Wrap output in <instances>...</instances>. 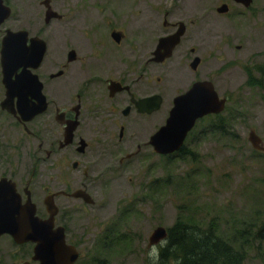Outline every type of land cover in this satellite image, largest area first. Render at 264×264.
<instances>
[{
    "label": "flooded vegetation",
    "instance_id": "obj_1",
    "mask_svg": "<svg viewBox=\"0 0 264 264\" xmlns=\"http://www.w3.org/2000/svg\"><path fill=\"white\" fill-rule=\"evenodd\" d=\"M164 1L154 7L146 3L128 19L122 0H1L9 15L0 21V212L16 202L23 211L31 203L35 216L47 220L50 197L56 207L51 230L62 229L65 244L79 253L67 238L79 210L70 202L94 205L110 182L106 175L113 164L142 163L144 152L169 159L190 151L186 139L206 121L222 133L223 112L196 120L176 152L162 155L151 144L175 100L194 84L210 82L226 105L228 97L214 85L223 78V65L209 68L220 62L223 21L250 9L252 0L248 7L238 0ZM47 8L52 16H46ZM31 10L34 16L28 15ZM132 21H146L147 30L141 32V25L139 32H128ZM171 37L177 41H167ZM4 41L11 46L8 66L2 62L3 57L7 61L1 53ZM36 245L2 234L0 264H40L34 259Z\"/></svg>",
    "mask_w": 264,
    "mask_h": 264
},
{
    "label": "rangeland",
    "instance_id": "obj_2",
    "mask_svg": "<svg viewBox=\"0 0 264 264\" xmlns=\"http://www.w3.org/2000/svg\"><path fill=\"white\" fill-rule=\"evenodd\" d=\"M122 1L127 5L128 19L132 13L139 14V7L146 3L154 7L165 2ZM176 1L173 0L175 5L180 4ZM206 1L213 4L216 0ZM111 2L118 4L120 0ZM165 5L168 4L162 6ZM28 15L34 16L33 10ZM236 15L231 13L223 21L224 46L221 56H216L220 62L209 68L215 70L223 65L219 70L223 78L214 85L219 95L228 97L220 116L225 122L223 128L231 136L218 134L206 121L185 141V147L195 154L194 159L188 155L161 159L144 152L142 163L134 160L123 166L113 164L111 173L106 175L110 182L96 196L94 205L70 202L75 205L74 210L79 208L72 215L67 233L79 251L78 264H90L93 259L103 264H152L148 257L152 246L148 245L153 230L167 229L181 217L202 228L210 225L224 238L231 237L244 224H253L247 235L236 240V246L247 238L245 264H264V230H260L264 224V153L253 150L247 140L250 130H254L264 144V102L262 92L246 84L245 70V66L253 69L264 64V0H252L250 9ZM144 22L141 28L140 22L132 21L135 26L128 32H139L140 28L145 32ZM5 24L10 25L9 21ZM237 45L241 48L237 49ZM209 52L204 53L208 61L212 59ZM42 199L36 194L41 207ZM70 209L68 206L66 210ZM123 209L129 210L126 221L119 219ZM111 227L127 233L132 240L118 253L101 245L104 230Z\"/></svg>",
    "mask_w": 264,
    "mask_h": 264
},
{
    "label": "water",
    "instance_id": "obj_3",
    "mask_svg": "<svg viewBox=\"0 0 264 264\" xmlns=\"http://www.w3.org/2000/svg\"><path fill=\"white\" fill-rule=\"evenodd\" d=\"M238 1L247 7L251 3V0ZM219 11L224 12V8ZM53 14L47 8L46 16L49 17ZM8 15V8L3 7L0 0V21H3ZM176 37L178 39V36ZM176 37L175 39L173 37L167 38V41L171 39L175 43L177 41ZM5 41L2 45L1 53L4 56L7 54V61L3 57L2 62L8 66L10 64L8 53L11 52V46ZM41 54L42 52H39L34 59L39 62ZM7 87L10 90L13 85H7ZM224 108L225 100L219 99L210 82L194 84L186 94L175 100L174 108L170 111L165 125L151 138V144L155 152L166 155L178 151L196 120L209 114H220L224 111ZM247 140L253 150L264 153V144L254 130H250ZM75 197L88 198V195L76 194ZM1 198L2 195L0 193ZM15 199L18 201V197H15ZM50 199V197L45 199V207L49 214L47 220H41L35 216V206L31 203H28V206L23 211L17 210L18 202H16L7 211L0 212V223L4 227V229L0 230V236L9 234L18 243L36 242L34 259L39 260L40 264H73L77 261L79 253L65 244L62 229H58L56 232L51 230L56 207ZM86 202L92 204L91 199ZM166 237V228L156 227L149 237L148 246L159 245V242Z\"/></svg>",
    "mask_w": 264,
    "mask_h": 264
},
{
    "label": "trees",
    "instance_id": "obj_4",
    "mask_svg": "<svg viewBox=\"0 0 264 264\" xmlns=\"http://www.w3.org/2000/svg\"><path fill=\"white\" fill-rule=\"evenodd\" d=\"M245 70L247 72L246 84L259 89L262 92L261 99L264 102V64L253 69L251 65L245 66ZM223 123L225 122L223 121ZM213 128L217 129L215 123H213ZM225 130L222 127V133L225 136H231ZM182 155H188L191 159L195 158V154L190 153V151H182L180 156ZM123 210L119 219L126 221L128 220L129 210ZM181 218L166 229L168 246L161 249L159 264H245L247 251L244 246L248 239L246 238L243 242H240L238 246H236V240L249 233L250 224H244L241 230L235 231L229 238H224L217 235L210 225L202 228L185 218L180 220ZM260 230H264V224ZM101 237L102 247L105 250L113 251V253L123 251L124 247L129 246L132 241L127 233L125 234L123 231H118V228L112 227L106 228ZM90 264L103 263L93 259Z\"/></svg>",
    "mask_w": 264,
    "mask_h": 264
},
{
    "label": "clouds",
    "instance_id": "obj_5",
    "mask_svg": "<svg viewBox=\"0 0 264 264\" xmlns=\"http://www.w3.org/2000/svg\"><path fill=\"white\" fill-rule=\"evenodd\" d=\"M168 246L167 239H162L159 242V245H154L148 252V257L151 260L152 264H159L160 262V251L162 248H166Z\"/></svg>",
    "mask_w": 264,
    "mask_h": 264
}]
</instances>
